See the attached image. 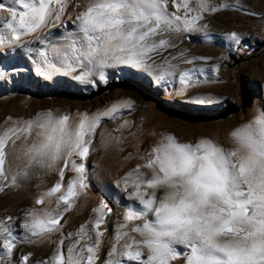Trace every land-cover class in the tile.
<instances>
[{"label":"snow or ice","instance_id":"snow-or-ice-1","mask_svg":"<svg viewBox=\"0 0 264 264\" xmlns=\"http://www.w3.org/2000/svg\"><path fill=\"white\" fill-rule=\"evenodd\" d=\"M70 5L79 9L74 16ZM222 9L259 15L211 0H0V59L23 53L42 79L70 77L93 88L106 84L113 70L165 89L178 80L182 87L175 91L183 97L190 87L219 82L195 66L208 58L189 55L182 44L191 34L211 42L206 14ZM57 27L61 34L53 40L50 30ZM223 38L242 47V33L229 31ZM218 70L213 65L212 72ZM9 77L0 67V81ZM133 108L131 99H121L91 114L44 109L5 119L0 193L32 181L41 189L43 177L56 179L21 209L18 225L13 215L0 217V264H97L101 226L112 211L105 199L74 232H65L61 220L88 189L86 158L102 120L122 119L123 110ZM132 127L122 120L112 131ZM112 131H100L101 145L123 151L124 138ZM152 135L157 139L140 153V162L115 181L127 203L103 264H264V111L227 133L228 148L211 138L186 142L173 133ZM66 171L72 174L67 179ZM21 244L51 245V252L42 260L33 259L32 251L17 256Z\"/></svg>","mask_w":264,"mask_h":264},{"label":"rangeland","instance_id":"rangeland-1","mask_svg":"<svg viewBox=\"0 0 264 264\" xmlns=\"http://www.w3.org/2000/svg\"><path fill=\"white\" fill-rule=\"evenodd\" d=\"M211 2L239 5L242 9L259 15L250 16L243 10L232 9L206 14V22L212 33L211 42L206 43L198 34H191L184 40L182 47L188 49L191 56L207 57V60L195 61V66L204 67L207 77L219 82L190 87L183 97L175 91L182 87L178 80L165 89L163 86H155L147 77L114 74L113 70L110 71L106 84L97 83L93 88L79 84L70 77L61 76L52 81L42 79L34 73L31 60L23 53L0 59V67L7 68L10 74L8 80L0 81V125H3L7 117L28 118L44 109L70 114H91L102 111L121 99H131L134 102L132 110H123L122 119L102 120L86 160L88 189L81 195L77 205L61 220L65 232H74L93 215L91 209L98 205L100 199H105L112 211L105 217L104 225L112 239L109 244L102 246L97 264H103L106 258L113 243L114 229L122 219V206L127 203L124 194L115 187V181L140 162V153L157 139L152 133H173L186 142H194L202 137L211 138L228 148L231 144L227 133L247 122L258 110L264 111V0ZM68 11L74 16L79 9L70 5ZM67 24L71 29L72 21L68 20ZM229 31L243 34L239 50L224 40V33ZM50 32L55 40L60 36L61 28H53ZM33 47L39 45L34 44ZM216 64H219V70L214 74L212 67ZM207 95L219 97L220 102L203 105L195 102L197 98ZM122 120L132 122L133 127L121 132L112 131ZM101 130L122 136L123 143L119 147L123 151L117 150L116 145L102 146L99 135ZM129 154L131 158H127ZM71 175L66 171V179ZM55 179L54 175L43 177L41 189H37L35 181H32L21 188L0 193V217L13 215L17 217L18 225L21 209L32 205L36 192L50 186ZM37 207L42 208L44 205ZM17 234H22L18 227ZM14 251L17 256L22 252L32 251L33 259L42 260L50 255L51 245L21 244Z\"/></svg>","mask_w":264,"mask_h":264},{"label":"bare ground","instance_id":"bare-ground-1","mask_svg":"<svg viewBox=\"0 0 264 264\" xmlns=\"http://www.w3.org/2000/svg\"><path fill=\"white\" fill-rule=\"evenodd\" d=\"M183 67H187V66H183ZM67 113H69V112H67ZM86 160H87V158H86ZM101 227H102V230H103V237H102V243H101V246H100V250H101L102 246H104L105 244H109L111 242V239H112L110 236H108V233H107L108 231H107L105 225H102Z\"/></svg>","mask_w":264,"mask_h":264}]
</instances>
